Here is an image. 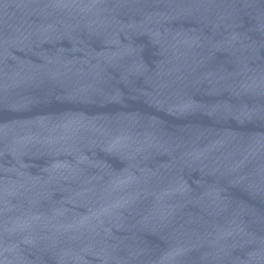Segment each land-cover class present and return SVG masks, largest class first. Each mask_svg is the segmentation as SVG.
Wrapping results in <instances>:
<instances>
[{
    "label": "water",
    "instance_id": "1",
    "mask_svg": "<svg viewBox=\"0 0 264 264\" xmlns=\"http://www.w3.org/2000/svg\"><path fill=\"white\" fill-rule=\"evenodd\" d=\"M0 264H264V0H0Z\"/></svg>",
    "mask_w": 264,
    "mask_h": 264
}]
</instances>
